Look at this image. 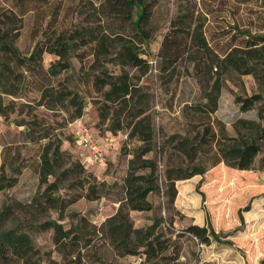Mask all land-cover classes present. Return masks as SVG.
Instances as JSON below:
<instances>
[{
    "label": "rangeland",
    "instance_id": "374dc122",
    "mask_svg": "<svg viewBox=\"0 0 264 264\" xmlns=\"http://www.w3.org/2000/svg\"><path fill=\"white\" fill-rule=\"evenodd\" d=\"M157 1L159 5L152 18L155 37L150 43L138 42L136 45L149 62L147 72L141 73L136 67L121 66L114 61L113 45L109 47L108 55L100 54L98 58L92 55L94 42L79 45L70 50L72 67L63 72L60 78L73 89L81 92L89 90L84 91L86 106L83 115L67 123L60 110L35 108L45 118V128L50 131L57 128L56 132L63 138V161L78 160L86 172L91 173L97 182L103 183L98 186L100 197H80L72 201L77 191L72 184L77 176L61 179L60 189L50 193L53 198L59 199V207H47L43 198H40L44 185L38 186V176L28 168L21 169L17 174L19 176L15 185L0 190V230L16 228L26 231L41 253V257H34L39 260V264H264V169L259 168L262 154L257 156L253 169L238 171L223 162L214 164L216 147L199 145L198 139L195 141L199 149L193 161L189 162L183 151L178 149L181 140L186 137L194 139L206 122H210L214 132L218 133L219 141L222 140L221 133L234 137L250 132V125L242 120L257 121L261 125L260 129L264 128L262 65L257 76L232 70L225 73L215 112L195 113L187 108L188 104L206 101V79L209 76L214 78L213 71H209L207 65L214 60L215 54L221 57L226 49L244 46L250 36L264 35V0ZM87 2L73 1L72 6L64 7L55 29L41 34L43 40L57 38L64 28L68 33L74 29L82 32L84 27L88 29L101 25L97 24L93 9ZM178 15L187 16L185 21L188 26H204L215 53L190 50L181 42V52L174 57L161 46L169 22ZM34 23L31 14L24 18V26L17 39V45L22 51L30 50L39 37V34L35 35L32 31ZM115 31H121L127 36L134 33L127 26L115 27ZM75 41L79 42V39ZM145 51L146 55L143 54ZM168 57L173 60L168 61ZM53 59L54 55L46 53L45 65H49ZM105 69L114 76L126 72L137 85L134 96L125 104L107 102L108 107H104L101 94L91 86L93 76L103 77ZM107 88L104 86L103 89ZM254 95L258 96L254 107L243 110L238 98ZM140 112V116H149L152 121V150L143 157L157 164V190L148 195L152 203L150 210L124 207L123 213L133 229L153 225L154 234L164 241L167 247L165 257L160 259L152 256L149 261L145 260L142 248L136 254L117 250L111 244L107 224V220L125 203L123 180L130 158L142 144L127 137L126 125L135 120ZM104 114L106 117L103 118ZM111 114L118 115L123 126L116 133L108 131ZM4 123L0 125V159H4L1 152L3 145L20 143L24 138L8 122ZM84 128L96 137L114 136V146L108 148L103 164L90 163L88 152L77 144V132ZM257 133L262 134V131ZM17 150L20 158H23V150L19 146ZM15 151L12 149L9 155L5 154L7 166L13 164ZM63 164L66 166L68 163ZM179 167L182 172L194 167L205 172L172 183L168 176L178 172ZM6 170L8 174H14L8 167ZM147 171L140 169L139 173ZM34 198L40 200V203H36ZM16 202L23 205L19 207ZM4 204L10 208L5 210ZM46 220H57L66 229L71 228L69 238L59 245L54 244L53 230L40 227ZM207 220L216 232L226 235L224 240L230 239L233 244L216 241L203 244L186 231L187 226H204Z\"/></svg>",
    "mask_w": 264,
    "mask_h": 264
},
{
    "label": "trees",
    "instance_id": "16d2710c",
    "mask_svg": "<svg viewBox=\"0 0 264 264\" xmlns=\"http://www.w3.org/2000/svg\"><path fill=\"white\" fill-rule=\"evenodd\" d=\"M0 1V25L2 26L0 27V116L12 126V129L24 136L20 143H6L2 146L1 152L4 159L2 157L0 163V190L15 185L19 176L17 174L21 169L28 168L38 176V186L44 185L40 198H43L47 207H59V199L53 198L50 193L58 191L61 179L70 176H77L73 179L72 186L77 188V191L72 201L80 197L96 199L100 197L98 186L103 183L97 182L91 173L86 172L78 160L63 161L64 150H61L63 138L59 132H56L57 128L51 131L45 128V118L40 116L35 108L60 110L64 113V120L67 123L83 115L86 106L84 91L89 92V90L81 92L73 89L60 78L63 72L72 67L70 50H74L79 45L94 42L92 50L94 58H98L100 54L108 55L109 47L113 45L114 61L121 66L136 67L141 73L147 72L149 62L139 52L136 45L138 42L140 44L150 43L155 37L156 29L152 24V18L159 3L157 0H87L93 9L97 24L101 25L88 29L84 27L82 32L74 29L68 33L64 28L57 38L43 40L41 34L55 29L63 8L72 6L73 1L80 0ZM67 9L70 10V8ZM29 14L34 17L35 21L32 31L35 35L39 34V37L30 50L22 51L17 45V39L24 26V18ZM186 17L178 15L169 22L161 46L168 49L174 57L179 56L181 52L179 51L181 42L190 50L215 53L204 26L201 24L188 26L185 21ZM125 26L134 30L133 35L127 36L121 31H115V27L124 28ZM66 33H68L67 36H65ZM76 39H79V42H76ZM46 53L55 56L49 65L44 63ZM143 54L146 55V51ZM167 60L173 59L168 57ZM260 65L264 68V35L250 36L244 46L237 45L226 49L221 57L215 54L214 60H211L209 66L207 65L208 70L213 71L214 78L209 76L206 79L207 86L204 93L206 101L193 105L188 104L187 108L195 113L215 112L218 107L223 75L232 70L257 76ZM102 73L103 77L93 76L91 86L95 92L101 94L104 107H108L107 102L125 104L134 96L137 85L131 81L128 73L122 72L114 76L106 69ZM104 86L108 88L104 90ZM257 99L258 96L254 95L248 98H238L237 101L242 104L243 110H249L254 107ZM185 112L187 114V109ZM141 114L142 112L126 125L127 137L130 140L140 141L142 144L137 147L136 153L130 158L128 171L123 180L125 203L119 207L114 216L107 220V224L111 244L117 250L136 254L139 252L138 249L142 248L141 252L145 255V260L149 261L152 256L160 257V259L165 257L167 247L164 241L154 234L153 225L133 229L123 213L124 207L139 211L150 210L152 203L148 200V195L157 190L155 183L157 164L154 160L143 157L152 150V121L151 117L140 116ZM102 117H106V114ZM109 119L111 125L108 131L116 133L122 129L118 115L111 114ZM242 122L250 125V132L234 137L221 133V141L211 123L206 122L194 139L186 137L181 140L178 149L183 151L189 162L193 161L199 149L195 141L198 139L199 145L216 147L214 164L223 162L235 170L246 171L253 169L257 156L262 154L259 168L264 169V128L261 130V125L254 120H242ZM56 123L61 125L59 122ZM258 131H262V134H258ZM97 138L100 141L108 139ZM76 142L79 144L77 139ZM17 145L23 150V156H21L23 158H20ZM12 149L16 150L13 156L14 161L12 165L7 166L5 154L9 155ZM107 154L108 151L105 153V158ZM64 162L68 164L63 166ZM7 167L14 173L13 175L7 173ZM140 169H148V171L139 173ZM204 172L198 167L182 172L179 167L178 172H175L173 176H168V179L173 183L175 180L187 179ZM34 201L40 203L37 198H34ZM16 205L20 207L23 204L16 202ZM9 208L10 206L4 204L5 210ZM40 227L53 230V242L56 245L69 238L72 231L71 228L66 229L57 220H46L40 224ZM186 231L203 244H210L212 241L233 244L230 239L224 240L226 235L216 232L209 220L204 226L189 225ZM35 255L41 257L40 251L26 231L16 228L0 230V264H39V260L34 259Z\"/></svg>",
    "mask_w": 264,
    "mask_h": 264
},
{
    "label": "built area",
    "instance_id": "2783aa9c",
    "mask_svg": "<svg viewBox=\"0 0 264 264\" xmlns=\"http://www.w3.org/2000/svg\"><path fill=\"white\" fill-rule=\"evenodd\" d=\"M77 140L80 146L88 152L91 161L97 164L104 163L105 153L113 142L111 139L100 141L86 128L77 133Z\"/></svg>",
    "mask_w": 264,
    "mask_h": 264
},
{
    "label": "crops",
    "instance_id": "0c3cea01",
    "mask_svg": "<svg viewBox=\"0 0 264 264\" xmlns=\"http://www.w3.org/2000/svg\"><path fill=\"white\" fill-rule=\"evenodd\" d=\"M4 122H5V121H4L3 118L0 116V125L3 126V123H4ZM4 124H5V123H4ZM5 127H6V125H5ZM80 131H81V130H79L77 133H80ZM113 137H114V136L112 135L111 137H108V139L113 140V139H114ZM106 138H107V137H106ZM111 146H114V145H113V142H112V145H111ZM109 149H110V148H109ZM109 149L107 150L108 152H109ZM87 159H88V161H90V163H92L90 157H88ZM87 159H86V160H87ZM0 163H1V159H0Z\"/></svg>",
    "mask_w": 264,
    "mask_h": 264
}]
</instances>
